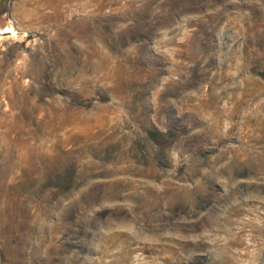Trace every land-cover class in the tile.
I'll return each instance as SVG.
<instances>
[{"label":"rangeland","instance_id":"rangeland-1","mask_svg":"<svg viewBox=\"0 0 264 264\" xmlns=\"http://www.w3.org/2000/svg\"><path fill=\"white\" fill-rule=\"evenodd\" d=\"M0 264H264V0H0Z\"/></svg>","mask_w":264,"mask_h":264}]
</instances>
